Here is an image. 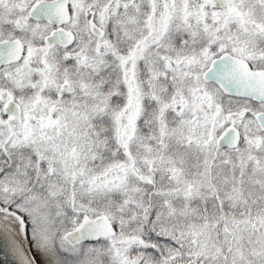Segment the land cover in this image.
<instances>
[{"label": "snow or ice", "instance_id": "obj_1", "mask_svg": "<svg viewBox=\"0 0 264 264\" xmlns=\"http://www.w3.org/2000/svg\"><path fill=\"white\" fill-rule=\"evenodd\" d=\"M0 264H264V0H0Z\"/></svg>", "mask_w": 264, "mask_h": 264}]
</instances>
